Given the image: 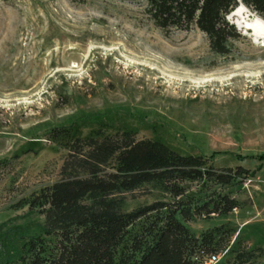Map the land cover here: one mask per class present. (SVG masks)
I'll return each mask as SVG.
<instances>
[{"label": "rangeland", "instance_id": "obj_1", "mask_svg": "<svg viewBox=\"0 0 264 264\" xmlns=\"http://www.w3.org/2000/svg\"><path fill=\"white\" fill-rule=\"evenodd\" d=\"M145 4L0 0V224L11 220L0 231V260L19 254V234L42 232L39 213L15 218L61 178L68 151L48 132L69 126L79 137L131 129L181 154L212 155L216 167L256 170L235 186L186 183L195 196L215 190L242 202L189 225L196 234L221 224L233 230L227 250L207 264H236L237 250L254 252L244 264H264V162L255 157L264 154L263 40L231 12L226 19L241 38L219 55L197 27H156ZM237 8L264 20L243 3ZM165 197L157 189L126 194L125 210Z\"/></svg>", "mask_w": 264, "mask_h": 264}, {"label": "trees", "instance_id": "obj_2", "mask_svg": "<svg viewBox=\"0 0 264 264\" xmlns=\"http://www.w3.org/2000/svg\"><path fill=\"white\" fill-rule=\"evenodd\" d=\"M148 19L166 33L197 27L211 50L231 52L241 34L227 19L240 3L264 19V0H145ZM49 139L68 151L61 178L26 201L28 212L44 217L41 233L18 236V255L0 264H207L227 250L233 230L225 224L196 234L189 222L224 216L241 207L231 193L195 196L186 183L225 187L254 176L242 166L216 167L212 155L181 154L160 140L138 139L131 129H97L79 137L58 126ZM241 158L253 156H240ZM264 162V154L255 156ZM0 162V171L3 168ZM157 189L166 197L125 210L126 194ZM13 219V220H15ZM11 223L0 224V231ZM1 238L8 244L6 236ZM259 252L263 250L256 248ZM236 264L254 258L236 251Z\"/></svg>", "mask_w": 264, "mask_h": 264}, {"label": "bare ground", "instance_id": "obj_3", "mask_svg": "<svg viewBox=\"0 0 264 264\" xmlns=\"http://www.w3.org/2000/svg\"><path fill=\"white\" fill-rule=\"evenodd\" d=\"M232 13H234V16H239L241 18L242 28L249 30L255 39L263 40L262 44H264V20L260 18L255 20H249L247 18V15L245 14V11L241 8L233 10Z\"/></svg>", "mask_w": 264, "mask_h": 264}, {"label": "built area", "instance_id": "obj_4", "mask_svg": "<svg viewBox=\"0 0 264 264\" xmlns=\"http://www.w3.org/2000/svg\"><path fill=\"white\" fill-rule=\"evenodd\" d=\"M215 260H217V257L213 258V259L210 260L209 262H213V261H215Z\"/></svg>", "mask_w": 264, "mask_h": 264}]
</instances>
